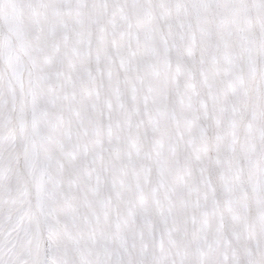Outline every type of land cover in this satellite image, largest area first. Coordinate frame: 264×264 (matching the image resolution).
I'll use <instances>...</instances> for the list:
<instances>
[{
	"label": "snow or ice",
	"instance_id": "1",
	"mask_svg": "<svg viewBox=\"0 0 264 264\" xmlns=\"http://www.w3.org/2000/svg\"><path fill=\"white\" fill-rule=\"evenodd\" d=\"M0 264H264V0H0Z\"/></svg>",
	"mask_w": 264,
	"mask_h": 264
}]
</instances>
